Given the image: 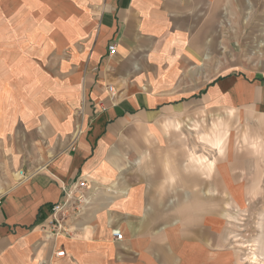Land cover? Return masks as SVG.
Segmentation results:
<instances>
[{
  "label": "crops",
  "instance_id": "0c3cea01",
  "mask_svg": "<svg viewBox=\"0 0 264 264\" xmlns=\"http://www.w3.org/2000/svg\"><path fill=\"white\" fill-rule=\"evenodd\" d=\"M39 7L0 0V264H245L226 212L165 208L140 170L165 168L155 154L203 110L264 120V0H85L80 35L65 45L57 15L74 18L75 1L31 22ZM26 25L49 43L32 68L16 65L28 60ZM257 131L264 146V124ZM224 152L215 165L189 153L211 169V191L194 200L238 202L264 183V162L233 144ZM55 204L66 232L47 235Z\"/></svg>",
  "mask_w": 264,
  "mask_h": 264
},
{
  "label": "rangeland",
  "instance_id": "374dc122",
  "mask_svg": "<svg viewBox=\"0 0 264 264\" xmlns=\"http://www.w3.org/2000/svg\"><path fill=\"white\" fill-rule=\"evenodd\" d=\"M36 1L40 7L38 9L29 8L27 13L31 22L32 20L39 21V17L53 16L54 5L60 0ZM74 1L77 6L75 12L71 11L74 13V18L66 8H63L57 15L60 21L62 19L60 24L62 34L58 41L60 45L71 43L73 38L80 35V30L73 23L76 18H79V13L83 10L86 11L85 0ZM29 4L33 6V3ZM31 27L26 25L20 29V36L26 40L28 45L26 48L21 47V54L25 55L27 59L29 56H37L39 49V52H44L49 44L48 42L44 43L37 29L32 30ZM50 27L49 24H44V32L48 33ZM24 58H17L16 65L21 68L24 65H27L28 68L34 67V62L32 63L29 59L25 61ZM34 76V78H38L37 70ZM212 112L203 110L202 116L197 120H187L176 124L179 135L170 138L171 151L155 154V158L160 161L158 164H164L165 168L140 170V180L150 182L151 197L154 196L157 202L165 208L173 210V208L186 206L204 211L217 208L226 212L228 219L231 220L228 227L229 241L239 250L241 260H246L245 264H264V183H252L246 186L245 195H242V200L238 202L222 200L221 195H219L218 201H196L193 199L196 189L202 188L203 192L211 191L210 186L204 183L211 169L204 168L203 170L201 165L190 159L189 156L190 152L194 156L204 155L208 159L214 160L215 165L216 161L227 156L224 152L225 145L233 144L238 146V150H245L248 155L253 156V160L257 162L260 160L262 164L264 162V146L257 129L260 124H264V120H260L259 115L252 110L235 109L230 113L228 110L222 109L218 110L216 115L211 114ZM213 134H218V148L207 142L209 139H213L212 144H215L214 138H212ZM220 145L222 146L221 151ZM152 155V152L148 151L145 158L151 160ZM261 170L259 171L261 172ZM195 181L196 183L202 181V185L195 184ZM215 192L220 194L221 188L216 189ZM254 254L257 256L256 259H254Z\"/></svg>",
  "mask_w": 264,
  "mask_h": 264
},
{
  "label": "built area",
  "instance_id": "2783aa9c",
  "mask_svg": "<svg viewBox=\"0 0 264 264\" xmlns=\"http://www.w3.org/2000/svg\"><path fill=\"white\" fill-rule=\"evenodd\" d=\"M116 51L115 44H111L108 46V55H113ZM109 90H112L111 86H108ZM86 186V181L84 179L80 180L77 183L78 188H84ZM4 197V193L0 190V203ZM65 216L64 210L62 211L61 206L58 204H55L51 208V220L49 221V229H47L45 232L47 235H54L59 234L61 232H66L65 227L63 226V219ZM116 234L117 238H121V235L117 232H114ZM113 234V235H115ZM57 256L64 255V250H58L55 252Z\"/></svg>",
  "mask_w": 264,
  "mask_h": 264
},
{
  "label": "bare ground",
  "instance_id": "6f19581e",
  "mask_svg": "<svg viewBox=\"0 0 264 264\" xmlns=\"http://www.w3.org/2000/svg\"><path fill=\"white\" fill-rule=\"evenodd\" d=\"M231 110V109H230ZM225 131V130H224ZM223 132V131H222ZM227 132V131H226ZM226 138V137H225ZM222 145V144H221ZM221 148H222V146H221ZM222 149H220V151H221ZM256 255L254 254V259H256Z\"/></svg>",
  "mask_w": 264,
  "mask_h": 264
}]
</instances>
